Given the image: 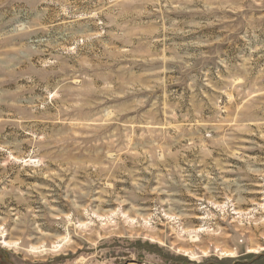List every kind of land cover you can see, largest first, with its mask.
I'll list each match as a JSON object with an SVG mask.
<instances>
[{
    "label": "rangeland",
    "instance_id": "obj_1",
    "mask_svg": "<svg viewBox=\"0 0 264 264\" xmlns=\"http://www.w3.org/2000/svg\"><path fill=\"white\" fill-rule=\"evenodd\" d=\"M261 247L264 0H0V264Z\"/></svg>",
    "mask_w": 264,
    "mask_h": 264
},
{
    "label": "bare ground",
    "instance_id": "obj_2",
    "mask_svg": "<svg viewBox=\"0 0 264 264\" xmlns=\"http://www.w3.org/2000/svg\"><path fill=\"white\" fill-rule=\"evenodd\" d=\"M200 229V228H199ZM200 231H202V230H198V232H200ZM197 237L198 236H195V239H193V240H196L197 239ZM192 240V241H193ZM2 244L4 245V246H7V247H13L12 245H14L15 243H13V242H9V241H5V240H3L2 241ZM17 245V244H16ZM56 247V246H55ZM215 248V250L216 251H218L219 253H220V255H222V256H224V257H228V256H230V257H232L233 255H234V252L232 253V252H228V251H222V250H220V249H218L217 247H214ZM33 249V248H32ZM255 251H256V249H254ZM254 250H249V252H255ZM260 250H264V247H261L260 248ZM186 252V255H189L190 256V259H194L195 257H196V253L195 252H193V251H185ZM204 254H205V252H203Z\"/></svg>",
    "mask_w": 264,
    "mask_h": 264
}]
</instances>
